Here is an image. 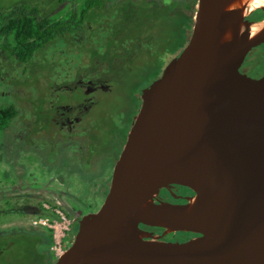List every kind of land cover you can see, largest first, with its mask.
<instances>
[{
  "label": "water",
  "instance_id": "obj_1",
  "mask_svg": "<svg viewBox=\"0 0 264 264\" xmlns=\"http://www.w3.org/2000/svg\"><path fill=\"white\" fill-rule=\"evenodd\" d=\"M247 6L197 0L186 44L140 91L102 204L52 264H264V78L239 71L264 25L250 32ZM173 185L193 196L157 199Z\"/></svg>",
  "mask_w": 264,
  "mask_h": 264
},
{
  "label": "trees",
  "instance_id": "obj_2",
  "mask_svg": "<svg viewBox=\"0 0 264 264\" xmlns=\"http://www.w3.org/2000/svg\"><path fill=\"white\" fill-rule=\"evenodd\" d=\"M64 2L65 0H18L10 6L2 5L0 8L2 81L7 80L9 71L16 67H22V71L27 72L22 81L16 79V84H39L41 75L35 77L33 72L40 70H44L43 72L53 78L54 64L51 63L56 60L50 62L48 55L50 46L58 52L64 49L68 53L76 48L77 53L87 52L91 55L90 61L77 67L76 77L83 71L87 74L96 72L100 61L97 58L93 59L94 56L106 60L110 70L115 64L116 70L118 64L112 62L115 56H120L124 59V62L120 63L129 66L130 61L145 55L149 57V61L137 65L135 69L137 79L131 89L132 96L138 100L136 97L138 89L144 87L143 82L150 80L152 74L155 75L159 65L166 58L158 53L162 51L168 53L167 56H176L186 44L197 0H80L79 3H76V0H68V8L67 5L60 7ZM262 14L250 18L260 19ZM97 34H101L99 39L104 40L102 44L98 41V46L93 42L99 40ZM84 40L93 42L94 48L89 49L81 45ZM16 114L17 109L14 105L0 106V130L5 129ZM36 117L35 122L40 119L37 114ZM49 203L51 207L59 208ZM39 215L56 217L52 210L44 208L39 209ZM44 229L49 244L52 239L51 230ZM42 243H45L42 233L36 230L0 235V264H42L45 253L38 248Z\"/></svg>",
  "mask_w": 264,
  "mask_h": 264
},
{
  "label": "rangeland",
  "instance_id": "obj_3",
  "mask_svg": "<svg viewBox=\"0 0 264 264\" xmlns=\"http://www.w3.org/2000/svg\"><path fill=\"white\" fill-rule=\"evenodd\" d=\"M17 1L0 0V8L2 5L10 6V4ZM79 2V0H76V3ZM65 5L68 8V0L60 7ZM254 7L252 9H257ZM100 36L101 34H97L96 37ZM81 43V45L89 49L95 46L93 42L89 43L87 40ZM48 49L50 62L56 60L55 62L52 61L54 63H51L54 64L53 72L55 73L56 81L61 83L68 80V77L73 74L76 67L88 61L91 56L87 52L77 53L75 51L76 48L75 50L68 51V53L64 49H61L60 52L53 47H49ZM158 54L166 58L159 65L155 75L152 74L150 80L143 82L142 85L145 84L144 87L158 77L165 65L173 58V56H167L166 54L168 53L162 51ZM252 55L251 62L257 63V65L252 64L253 68L263 69L264 52H255ZM147 61H149V57L144 55L135 61H130L129 66L128 64L119 63L116 70H104L101 68L99 71L100 75L107 77L112 87L107 93L97 92V101L89 112L88 117L97 123V135H99L101 143L102 139L103 141H108L107 149L120 141L121 129L128 127V119L131 117V113L135 107L139 105L138 100H136V104L134 105L135 99L132 96L133 90L131 89H133L134 81L137 79L135 70L137 65L146 64ZM260 64L261 67L259 66ZM41 71L43 70L34 71V76L36 77L37 74L47 76V74H39ZM16 73L21 77V74H24L22 67H18L15 70ZM10 78L8 77L7 80ZM39 81L43 83V77H39ZM34 86L30 85L28 88L34 91ZM141 89H138V93ZM25 92H27V89L24 85L8 86L4 83L1 85L0 82V106L14 105L17 109L16 117L12 120V123H9L5 129L0 130V235L17 231H40L43 236V242H45L38 246L39 250L45 253V259L42 264H52L55 260L50 250L51 246H55L53 239L48 244L45 227L37 224L33 225L31 221L36 219L34 218L36 216L37 218H42L39 215V209L43 208V204L49 205L47 201L57 204L59 207L57 210L70 223V225L60 223L61 228H69V232H65L67 236L57 240L59 242L57 247L64 251L72 242L77 230V220L80 216L96 211L102 204L109 185L112 168L121 148L118 149V155H113L112 160H110L111 162L104 165L103 169H106L107 175L100 178L98 175L100 172L92 171L93 173H87L82 171L76 160L71 159L70 155H76V145L73 146L75 150H69L65 144L58 143L59 149L55 155L56 161L53 162V165L48 164V151H39L33 147L32 143L40 140L39 142L44 148H49V143L47 141L43 142L45 140L43 138L46 137L48 139L49 135L43 133L52 129L48 128L47 125L45 128L44 124L34 121L35 117L32 112L33 107L31 102L25 99L22 100L24 102L21 105L20 100L22 97H25ZM57 93L55 92V94ZM59 97L64 98V95L60 94ZM77 97L78 94L75 93L71 96L68 95V99L70 100H77ZM128 113L129 115H127ZM35 138L40 139L35 140ZM22 141H26V145H23ZM10 206L14 207V210L7 213L8 209H11Z\"/></svg>",
  "mask_w": 264,
  "mask_h": 264
},
{
  "label": "flooded vegetation",
  "instance_id": "obj_4",
  "mask_svg": "<svg viewBox=\"0 0 264 264\" xmlns=\"http://www.w3.org/2000/svg\"><path fill=\"white\" fill-rule=\"evenodd\" d=\"M66 1V0H65ZM80 1V0H79ZM196 5V4H195ZM259 4L255 5L254 8H257L255 11L252 9L249 10V14L246 15L244 21L245 22H258L261 21L264 18V12L261 7L258 6ZM262 14L260 19H252V17H256L259 14ZM98 37L97 39H99ZM102 44L104 42L103 39L99 40H93V42L97 45V43ZM51 47V46H50ZM257 52H264V42L252 47L249 52L244 57L242 63L239 66V71L251 78L254 79H261L264 78V68H253L251 58L252 54ZM102 53V52H101ZM174 57V56H173ZM94 58H97L100 61V66L97 68L96 72H91L90 74H87L86 71H83L79 76H75V72L78 66L84 65V63H81L78 65L71 74L70 77H68V80L61 82L56 81L55 73L52 71L53 78L41 71V74H47V76H39L43 77V83L39 81V84L34 86V91L29 89L28 87L30 85L27 84H16L15 81L18 79V81H22L24 77L27 76V72H24V74H21V77H16L15 70L18 68H14L12 71H9V77H11L8 80L2 81L0 78L1 85L4 83L5 85L11 86L12 84L16 85H24L26 87L27 92H25V97H22L20 102L21 105L23 104L22 100L29 101L32 104L33 107V114L36 120V114L39 115L40 119H38L37 123H42L48 126V128H51V131L44 132L43 134H47L48 139L44 137L45 139L43 142H48V147L50 148H44L40 144V138H35V140L32 143L33 147H35L39 151H48L47 152V163L52 164L56 161L55 155L58 151L59 147L57 146L58 143L65 144L67 146V149L69 150H75L74 145H76V155H70L71 159L76 160L77 164L81 167L82 171H85L87 173H93L100 172L99 178L101 176L107 175L106 169H103L104 165L106 163L111 162L113 155H118V149L123 147L126 135L128 133V130L131 126L132 120L134 118V115L137 113L139 105H140V98L139 94H137V98L139 100V105L135 107V109L131 113V117L128 119L127 122V128H122L120 132V141L117 142L113 147L108 146V141H103L102 143L100 140L99 135H97L98 131V125L95 121H92L89 119L88 114L95 106V102L97 101L96 94L99 93H107L111 90V83L108 81L107 77L105 75H100L99 71L101 68L104 70H108L109 68L106 65V60L99 59L100 57L94 56ZM260 59V57H258ZM124 59L120 58V56H115L113 58L112 62H116L119 64L120 62H124ZM90 61V57L88 59ZM87 61V62H88ZM86 62V63H87ZM104 64V66H102ZM261 67V64L259 65ZM89 68V67H88ZM87 68V69H88ZM111 69H115V64L112 65ZM97 73V74H96ZM38 75V74H37ZM16 77V78H15ZM76 77V78H75ZM14 82V83H13ZM52 83L50 86L49 83ZM14 86V85H13ZM146 87V86H145ZM142 87H140L141 89ZM144 88V87H143ZM25 89V88H24ZM141 91V90H140ZM8 92V91H7ZM53 92V94H52ZM55 92H58L55 94ZM78 94L77 100L74 99H68V95L71 96L72 94ZM5 95V93H3ZM64 95V98L59 97V95ZM136 103V100H135ZM134 103V105H135ZM130 113V112H129ZM129 113L127 115H129ZM12 123V121H10ZM113 128V127H112ZM53 132V134H52ZM51 133V134H50ZM25 137V136H24ZM28 141H31L29 139H26ZM26 141H22V144L26 145ZM22 145V146H23ZM70 147V148H68ZM117 160V159H116ZM71 163V162H70ZM97 175V174H96ZM111 176V175H110ZM110 181V178H109ZM184 192V193H182ZM193 193L190 192L188 189L182 186L173 185L170 188L163 189L159 192L157 199L160 201L165 202H172V203H186L187 198L192 197ZM48 203L50 201H47ZM55 204L54 202H51ZM50 204V203H49ZM57 206V204H55ZM11 209H8L7 213L14 210V207H11ZM76 222V221H74ZM140 227L149 233L153 237H157L159 240L164 241H185L191 237H193V234H185V233H167L163 235V229L158 227H148L140 225ZM72 229H73V223H72ZM73 235V233H71Z\"/></svg>",
  "mask_w": 264,
  "mask_h": 264
},
{
  "label": "built area",
  "instance_id": "obj_5",
  "mask_svg": "<svg viewBox=\"0 0 264 264\" xmlns=\"http://www.w3.org/2000/svg\"><path fill=\"white\" fill-rule=\"evenodd\" d=\"M43 208L46 210H52L56 214V217H54V218H49V217L37 218V216H36V217H34L36 219H33L31 222L33 225L37 224L41 227H45V228L51 230L52 239H53V243L55 246H51L50 250H51V253L54 255V257H56L63 252L61 250V248L57 247V245H59V242L57 240H60L64 236H67L65 234V232H67V231L69 232V228L68 227H62L63 228L62 229L61 224L67 223L68 225H70V223H69V221L67 222L65 216L62 215L61 212H59L57 210L59 208L51 207L50 205H45V204H43Z\"/></svg>",
  "mask_w": 264,
  "mask_h": 264
},
{
  "label": "bare ground",
  "instance_id": "obj_6",
  "mask_svg": "<svg viewBox=\"0 0 264 264\" xmlns=\"http://www.w3.org/2000/svg\"><path fill=\"white\" fill-rule=\"evenodd\" d=\"M257 4L264 7V0H248V6H247L246 11H249V10L251 11L252 8ZM263 25H264V18L261 21L253 23L252 26L250 27V32L252 34L256 33Z\"/></svg>",
  "mask_w": 264,
  "mask_h": 264
}]
</instances>
